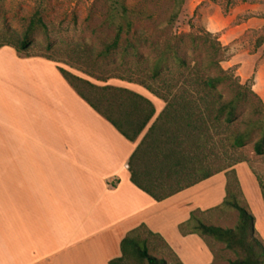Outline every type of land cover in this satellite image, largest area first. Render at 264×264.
Here are the masks:
<instances>
[{
    "label": "crops",
    "instance_id": "obj_1",
    "mask_svg": "<svg viewBox=\"0 0 264 264\" xmlns=\"http://www.w3.org/2000/svg\"><path fill=\"white\" fill-rule=\"evenodd\" d=\"M202 2L187 0L185 7L195 11ZM242 14L258 17L252 16L238 24ZM222 18V23L206 21V25L212 33L224 31L223 36L232 38L233 42L250 29L264 28V4H239L228 17L222 15ZM254 65L240 67L243 81L250 79ZM41 69L46 68L40 66L42 87L54 82L61 88L57 93L40 96L38 174H24L21 180L40 187L28 194L37 205L0 208V264H110L122 257V241L140 229L161 240L182 264H213L215 255L204 239L197 234L183 235L180 226L194 212L217 220L222 218L219 207L226 197L225 173L163 201H156L131 180L130 160L166 103L158 97L138 93L153 104L156 112L138 139L131 142L80 98L58 70L44 76ZM150 141L139 150L135 169L145 183L164 181L166 175L159 176L148 169ZM6 162L11 163L7 159L5 163L0 161V167H8ZM234 169L245 204L255 217L257 231L251 193L264 207L260 184L247 164L236 165Z\"/></svg>",
    "mask_w": 264,
    "mask_h": 264
},
{
    "label": "rangeland",
    "instance_id": "obj_2",
    "mask_svg": "<svg viewBox=\"0 0 264 264\" xmlns=\"http://www.w3.org/2000/svg\"><path fill=\"white\" fill-rule=\"evenodd\" d=\"M186 1L178 9V2L174 0H124L130 10L129 20L133 24L131 32L124 34L121 47L113 57L100 60L97 55L116 35V28L110 23L111 8L107 0H0V46L7 41L22 38L30 20L36 15L47 26L46 33L41 29L35 32L33 42L26 52L18 53L12 46L0 47V161L5 163L7 159L11 162H6L8 167H0V208L37 205L35 199L28 197V194L40 190V187L36 183L21 180L24 174H38L40 115L37 112L40 108V96L57 93L61 88L59 83L54 82L45 88L40 85V66L44 65L46 68L41 69L44 76L49 72L54 74L55 69L59 72L64 69L99 87L126 88L157 97L147 86L151 85L155 89L163 86L149 79V63L156 59L158 49L171 34L209 32L227 49L222 67L233 70L242 84L252 87L264 102V45L256 48L258 39L264 34V28L250 29L232 42V38L223 36L224 31L210 32L206 21L217 20L222 23V15L228 17L234 7L244 4L242 0H203L195 11L186 9ZM229 2L233 5H229ZM251 3L264 4V0ZM176 13L178 18L171 30L167 23ZM252 16L242 14L237 23L241 24ZM253 17L257 18L258 15ZM128 40L139 46L143 60L130 57L127 62L124 61L122 52L127 47ZM93 60H96V64L92 63ZM245 64H255L248 81H243L241 76L244 74L240 67ZM47 68L52 69L49 71ZM168 79L167 76L166 80ZM93 96L92 94L91 97ZM251 111L249 105L244 106L239 122L225 131L212 128L209 150L202 148L200 153L201 156L207 155V166L211 170L235 162H240L237 165L247 164L258 182L264 185V155L258 156L254 152L259 133L256 132L241 149L232 148L227 141L230 135L245 128L241 122L253 117ZM11 146L12 150H8ZM20 163L25 165L19 166ZM251 199V208L256 215V237L264 246V214H261L264 207L252 193ZM245 206L251 213L250 208L246 204ZM219 215L225 220L205 215L200 217L205 224L224 229L234 228L240 218L238 212L229 209L219 210ZM134 236L146 243L150 255L164 260L166 264H178L162 241L145 229L138 230ZM207 241L215 255L213 264H228L235 259L234 253L226 249L223 243L211 238H207ZM124 264L148 263L138 257L128 256Z\"/></svg>",
    "mask_w": 264,
    "mask_h": 264
},
{
    "label": "trees",
    "instance_id": "obj_3",
    "mask_svg": "<svg viewBox=\"0 0 264 264\" xmlns=\"http://www.w3.org/2000/svg\"><path fill=\"white\" fill-rule=\"evenodd\" d=\"M107 1L111 8L110 23L116 28V35L97 55L100 60H108L118 52L124 34H129L133 25L129 20L130 10L124 0ZM174 1L178 2L180 9L185 0ZM177 18L178 13L167 23L171 30ZM38 29L46 33L47 26L43 19L36 15L30 20L22 38L13 42L7 41L0 47L12 46L18 53L26 52ZM126 43L127 47L122 52L124 61L127 62L130 57L143 60L139 46L129 40ZM263 45L264 34L258 39L256 48L259 49ZM226 52L227 49L218 38L209 32L171 34L158 49L156 59L149 63V79L163 86L155 89L150 85L147 88L163 100L166 106L130 160L131 180L156 201H163L226 171V197L219 208L239 213L240 218L235 227L224 229L207 225L200 217L202 213L194 212L190 219L180 226V232L183 235L197 234L208 246L207 238L223 243L226 249L235 255V259L228 264H264V246L256 237L255 217L245 206L244 194L233 168L240 162L211 170L207 166V155L201 156L200 153L202 148L209 150L212 128L225 131L237 124L241 109L249 105L253 117L242 121L245 128L230 135L227 141L232 148L241 149L258 132L260 136L254 144V152L258 156L264 155V102L252 87L242 84L233 70L222 67ZM92 63L96 64V60ZM60 72L80 98L131 142L138 139L155 115L153 104L136 92L114 86L99 87L64 69H60ZM156 130L158 133L155 135ZM148 139L151 140L147 158L148 169L159 176L166 175L164 181L145 183L140 180V173L135 169L139 150ZM259 184L264 199V185L260 182ZM135 233L132 232L122 241V257L111 261L110 264H124L128 256L138 257L148 264H166L164 260L150 255L146 243L135 237ZM149 234L153 235L150 232ZM176 260L178 264H182L178 258Z\"/></svg>",
    "mask_w": 264,
    "mask_h": 264
}]
</instances>
